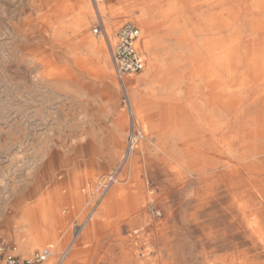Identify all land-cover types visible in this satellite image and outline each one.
Returning a JSON list of instances; mask_svg holds the SVG:
<instances>
[{
  "label": "rangeland",
  "instance_id": "obj_1",
  "mask_svg": "<svg viewBox=\"0 0 264 264\" xmlns=\"http://www.w3.org/2000/svg\"><path fill=\"white\" fill-rule=\"evenodd\" d=\"M172 2L181 12L166 17L168 0H0V240L15 254L48 234L50 264H264V152L246 156L264 82L250 118L225 121L235 100L216 101L200 70L205 45L231 31L225 10L240 21L245 4ZM126 21L146 61L125 79L131 112L111 59ZM110 173L121 197L99 184Z\"/></svg>",
  "mask_w": 264,
  "mask_h": 264
},
{
  "label": "bare ground",
  "instance_id": "obj_2",
  "mask_svg": "<svg viewBox=\"0 0 264 264\" xmlns=\"http://www.w3.org/2000/svg\"><path fill=\"white\" fill-rule=\"evenodd\" d=\"M160 1L162 0H148V5L151 8L155 9L156 5H158ZM248 1L251 2L253 7H250L251 5H249L250 3ZM228 2H229V5L230 3L232 5V3L241 4L243 2L245 6L242 9H240L243 17L239 21V16L237 15L236 11L231 12L232 11L231 8H228L225 10L228 13V18H227L228 23H226L224 27L226 29L231 28L230 29L231 31L226 36H224V38L219 37V39H216L215 41H212V42H208L205 45L204 49L209 56V60L208 62L206 61L207 62L206 64L201 63L202 65H201L200 70L202 72H205V74L207 75L206 77L208 79L209 78L214 79V83L217 89L216 91L217 95L215 96L216 101L224 103V101L226 100H229V101L235 100V104L229 107V113L225 117V121L230 120L231 117H234L235 121H245L246 119L250 118V117L249 118L247 117L250 115L251 108L253 106V103L255 102V100L250 99V95L253 93L252 87L254 88L256 84L257 85L260 84L258 83L260 82V80L264 82V45H261L259 47H251V44L257 43V41L260 42V40L264 38V33L261 31V30H264V1L228 0ZM247 2L249 3L248 5H247ZM118 3L122 4L123 0H118ZM168 4H169L168 7L164 9L163 11L166 17L174 15V14H179L181 12L182 3H175V2H172V0H168ZM144 16L147 17V19H150L151 17L150 11L143 10L142 15H140V18H143ZM175 21H177V19ZM260 31L262 32V34ZM225 38H228L230 40H226ZM247 61H248V64L245 66V63ZM148 66H149L148 67L149 69L146 75H149L150 71L154 68L153 60H149ZM235 72H237L239 76L237 78L230 79L232 78ZM246 75L252 78L258 77V79L255 81L251 80L250 83H247L244 78ZM125 79H123L124 86H125ZM118 84L121 87L120 82H118ZM247 84L249 88L244 89V86H246ZM125 89H126V86H125ZM261 92L262 91H260V93ZM133 95H136V94H133ZM216 125L218 126L219 124H216ZM250 138L252 139V142L251 144L247 146L248 153L246 156H256L257 154L264 152V126H261L260 128H258V130L255 131L252 136H249V139ZM242 141H245V139L242 138ZM242 141L239 142V145H241L240 143ZM227 145L228 147H230V149H232L231 146H233L234 143L232 141H228ZM183 147L186 148V146H183ZM123 181L124 179L123 180L117 179L115 183L112 184V186L110 187V195L121 197V192L119 190V187H117L115 184L123 185L125 184L123 183ZM51 212H52L54 219H56L57 216L59 215L58 207H53L51 209ZM48 237H50V235L48 234L39 235V236L33 235L29 240V243H28L29 245H24V246L21 245L22 247L20 249L21 253L19 254H21L22 256L21 255L20 256L22 258H27L31 256L32 253L37 248L40 249L42 245H48L47 243L49 242ZM50 254H52V252ZM52 258L53 257L49 255L47 260L42 264L52 263L53 261Z\"/></svg>",
  "mask_w": 264,
  "mask_h": 264
},
{
  "label": "built area",
  "instance_id": "obj_3",
  "mask_svg": "<svg viewBox=\"0 0 264 264\" xmlns=\"http://www.w3.org/2000/svg\"><path fill=\"white\" fill-rule=\"evenodd\" d=\"M96 1V0H92ZM102 23L93 27L94 33H99L102 28ZM141 30L131 21H126L120 25L115 33V43L111 48V59L114 73L121 84L123 92L122 101L130 111L128 97L126 95L123 79H127L132 75L140 73L145 67V56L141 46ZM131 112V111H130ZM136 137L134 133L128 135V149H132L135 145ZM117 180L116 173H110L99 184L103 188H108ZM151 211L153 208L151 207ZM82 229V225L74 222L72 224V233L77 237ZM14 248H7L6 244L0 240V264H42L50 255V250L46 247L35 251L31 256L22 258L14 253Z\"/></svg>",
  "mask_w": 264,
  "mask_h": 264
},
{
  "label": "crops",
  "instance_id": "obj_4",
  "mask_svg": "<svg viewBox=\"0 0 264 264\" xmlns=\"http://www.w3.org/2000/svg\"><path fill=\"white\" fill-rule=\"evenodd\" d=\"M64 1V3L62 4V6L63 7H66L67 6V4L65 3V1H67V0H63ZM95 2V1H94ZM84 15V14H83ZM82 19H84V17L82 18ZM82 19H80L81 21H82ZM79 20V21H80ZM78 21V22H79ZM79 24V23H78ZM59 27V23H58V21H57V23H55V30H57V29H59L58 28ZM101 29H103L104 30V27L102 26V28ZM51 30H53L54 31V29L52 28ZM116 33V32H115ZM115 36V35H114ZM114 39H115V37H114ZM140 46H141V41H140ZM87 47L88 48H94L95 47V41L94 40H92V39H89V41H87ZM55 207V206H54Z\"/></svg>",
  "mask_w": 264,
  "mask_h": 264
}]
</instances>
